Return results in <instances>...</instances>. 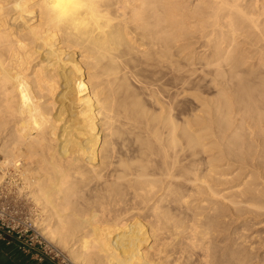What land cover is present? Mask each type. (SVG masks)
Returning a JSON list of instances; mask_svg holds the SVG:
<instances>
[{"label": "bare ground", "instance_id": "1", "mask_svg": "<svg viewBox=\"0 0 264 264\" xmlns=\"http://www.w3.org/2000/svg\"><path fill=\"white\" fill-rule=\"evenodd\" d=\"M0 152L74 264H264V0H0Z\"/></svg>", "mask_w": 264, "mask_h": 264}, {"label": "rangeland", "instance_id": "2", "mask_svg": "<svg viewBox=\"0 0 264 264\" xmlns=\"http://www.w3.org/2000/svg\"><path fill=\"white\" fill-rule=\"evenodd\" d=\"M77 58L80 59L81 57H79L77 55ZM213 86L214 85H208L202 91H196V90L188 91L191 94H189L188 92L181 94L179 96V98H178V107L180 106L179 107L180 116L183 117V118H187V119H193L195 115H201L202 113H201L200 109L202 108V106L200 105L201 104L200 103V99H203V100H214L217 97V94H216L217 93V88H215V86L214 87ZM132 88H134V90L132 89L133 91H136V93L139 94L138 98H140V99L142 98V102L144 103V105H146L147 107L149 106L148 108H152V104L153 103L149 99V96L146 95L147 93L145 94L144 93L145 91L140 92V89L136 90V86H133ZM145 95L148 96V97H146ZM195 97H201V98L199 99V98H195ZM196 100H198L199 102L196 101ZM115 125L116 126L118 125L119 127H121V124L119 125V122H117V124H115ZM119 127H118V130L120 131L122 128L119 129ZM195 127H197V126H195ZM197 129H198V127H197ZM125 131H126V129H123V131L121 130V134H117L116 135V137H118V138H116L115 135H114L113 139L115 141H120V142H117L119 144V145L117 144L118 155L120 154V156H122V157H130V156H132V158H133L134 155H135L134 153H136V152H134V151H136V148H135V146H133L131 141L128 140L130 135L128 136V133H125ZM209 131L210 132H208V130H207V131H203L204 133H201L204 136L208 135V138L204 139V141L206 143H211L212 141L215 140L214 136H212V135L210 136L209 135V133L211 134L212 131L211 130H209ZM122 132H124V134ZM124 135H125V137H124ZM125 140L128 141V142H126V145H127V147H129V149L128 148H126V149L130 150V151H128V155L126 153L127 151L126 152L124 151L125 149L124 150L122 149L120 151V148H121L120 145H122L121 142L125 141ZM124 152L126 153L125 156L123 155ZM204 154H201L200 156H202V159L204 158V160H206V158L209 157V156L206 153H204ZM4 159H5L4 158V154L2 152H0V160H4ZM236 168L237 167H233V171L234 172L231 171V172H233L232 175L237 176L240 173V171L238 169L236 170ZM3 170L4 169L0 166V204L7 208V210L10 212L12 218L14 217L15 222L17 224L20 223L21 227H22V225H25V224L26 225H32V227L35 229V232L38 233L39 232V230H38L39 227L37 226V222L36 221H38L40 219L39 218L40 217L39 216V214H40L39 207L35 204L33 198L31 197L30 193L28 192V189H24L23 188V180L20 178L19 174L15 173L14 168H10L9 170L5 169L7 171V173H5L6 171L2 172ZM227 178H229V177L227 176ZM218 187L220 189H222L225 186H220L219 185ZM224 192H226V190H224ZM223 194H225V193H223ZM30 197H31V199H30ZM220 200H222V199H220ZM241 224L242 223H240V221H237L236 225H235V228H238L240 230L242 228ZM253 227H252V229H249L250 231L247 230L249 232H247V231H246L247 233L245 232V236H247V235L248 236L249 235L253 236V234H256V238H258V239H260V238L262 239L263 238L264 239V224H260V225L257 224V225H255ZM256 230H258V231H256ZM259 231H261V232H259ZM257 234H259V236ZM252 239L250 241L253 242V243H256L255 237L252 238ZM258 239H257V242H259ZM250 241L248 243L244 242L245 244L243 243L241 247H243V245H244L243 248L249 250L250 246H248V244L250 245ZM54 245L57 247L56 244H54ZM255 246H258V243ZM57 248L60 249L63 252L64 258L67 261H69L71 264H74L73 262H71V260H69V257L67 256L68 252L64 251V249L61 248V247H57ZM259 249L260 248H255V251L253 250L255 253H253V254H257V253L259 254V253H261V251H263L262 254L264 253V250H261V249L259 250ZM95 263H97V261H94L92 264H95Z\"/></svg>", "mask_w": 264, "mask_h": 264}, {"label": "built area", "instance_id": "3", "mask_svg": "<svg viewBox=\"0 0 264 264\" xmlns=\"http://www.w3.org/2000/svg\"><path fill=\"white\" fill-rule=\"evenodd\" d=\"M30 235V236H29ZM15 237L25 240L29 246L38 249L39 258L49 257L59 264H71L64 258L63 252L53 243L35 232L32 225H22L16 223L7 208L0 204V238Z\"/></svg>", "mask_w": 264, "mask_h": 264}, {"label": "crops", "instance_id": "4", "mask_svg": "<svg viewBox=\"0 0 264 264\" xmlns=\"http://www.w3.org/2000/svg\"><path fill=\"white\" fill-rule=\"evenodd\" d=\"M38 249L15 237L0 238V264H59L49 257L39 258Z\"/></svg>", "mask_w": 264, "mask_h": 264}]
</instances>
